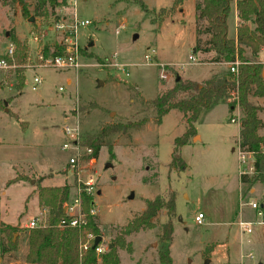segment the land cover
<instances>
[{"label": "rangeland", "instance_id": "1", "mask_svg": "<svg viewBox=\"0 0 264 264\" xmlns=\"http://www.w3.org/2000/svg\"><path fill=\"white\" fill-rule=\"evenodd\" d=\"M26 1L29 19L19 4L0 2V57L13 44L11 35L29 49L21 93L15 89L18 65L14 59L12 68L0 70V98L7 102L0 111V218L21 231L16 236L19 250L14 264H24L26 226L31 219L38 217L41 225L48 224L50 211L39 203V186L71 185L72 199L77 194V173L87 166L97 175L100 194L93 197L94 208L105 244L112 245L149 201L175 192L173 264H205L207 260L209 264H264L263 227L255 226L249 235L241 234L236 225L240 218H256L247 204L254 198L257 202L264 192L261 183L245 185L240 181V128L231 122L240 111L233 113L228 104L203 110L195 139L182 147L187 166L177 171L170 166L172 152L175 140L186 131V117L171 111L157 124L150 106L174 85L171 71L182 79L190 80V75L202 84L213 72L228 68L212 64V54L200 53L198 65L189 62L196 46L209 38L198 34L197 28L204 27L206 21L196 24V0H77L80 19L90 22L78 31L84 53L77 70L47 69L37 61L45 43L61 41L60 35L48 31L66 16L70 20L74 14L70 0L49 18L34 16L35 0ZM235 24L233 7L228 18L231 38L236 37ZM40 34L45 38L37 43L34 37ZM146 55L152 56L153 62L149 64ZM157 64L169 69L167 80L160 77L162 68ZM35 77L41 84L33 90ZM253 102L264 106L260 98ZM144 119L139 130L112 138L113 155L103 147L97 159L91 161V156L85 155L76 173L70 171L71 155L62 150L67 140L65 126L79 127L82 137L107 125ZM79 144L81 151L88 149L82 138ZM86 174L81 173L83 179ZM43 177L46 179L38 185ZM16 178L26 180L10 185ZM254 186L257 193L252 195L249 190ZM241 203L245 204L242 208ZM199 214L205 217L203 224L196 221ZM166 220L162 210L153 229L125 236L128 247L118 249L120 264H159V237Z\"/></svg>", "mask_w": 264, "mask_h": 264}, {"label": "trees", "instance_id": "2", "mask_svg": "<svg viewBox=\"0 0 264 264\" xmlns=\"http://www.w3.org/2000/svg\"><path fill=\"white\" fill-rule=\"evenodd\" d=\"M5 5L19 4L22 14L26 19L31 17L29 4L26 0H0ZM141 8L147 11L146 5L138 2ZM67 0H35L34 16L49 18L56 13L59 7H66ZM235 6L237 12L236 38L229 36L228 18ZM206 21V25L197 28L198 34L208 35L209 38L203 45H197L196 50L203 54H212L211 62L217 65L227 66L240 61L238 75L224 71L213 72L202 84L194 81L176 82L174 85L158 95L150 102L157 124H161L164 117L171 111H178L186 117V131L174 142L172 152L171 169L181 171L187 166L182 157V147L188 145L197 135L196 123L203 110L214 105L228 104L240 111V132L238 145L243 151L251 152L255 158L256 177L250 179L241 177V183L253 185L261 183L264 186V136L260 130L264 128V122L259 113L263 107L253 102L254 98H264V64L258 58L264 48V0H196V24ZM11 40L16 46L14 55L16 69L15 89L21 93L25 87V65L27 62L28 46L15 35ZM199 44H200V40ZM64 52L60 44L52 46L47 43L42 47L44 57L62 55ZM81 53L84 51L81 49ZM11 64L13 60L4 55ZM228 67V66H227ZM169 70V69H167ZM235 92L236 101L231 93ZM10 101V100H9ZM3 99L0 98V111L4 108ZM234 113V111H233ZM146 120L135 123H119L107 125L95 133H84L82 145L92 149L94 158H98L103 147L113 155L112 138L115 135L127 134L131 130H139ZM39 179V184L45 180ZM26 179L16 178L10 181V185ZM72 186H39V203L48 208L50 218L46 227L28 229V249L24 256L25 264H120L118 249H126L125 236H130L142 230L153 229L154 219L162 210L166 212L167 220L161 226L159 237V264H173L171 257V242L174 233V220L176 216V193L170 192L167 196H158L149 201L146 209L129 222L122 233L112 243V248L101 256H97L90 244L86 252H82L81 245L86 241L88 234L101 236L102 232L97 222L96 215H91L94 198L82 194V212L85 223L80 227H59L61 221L66 218L64 206L70 200ZM251 190V188H250ZM249 190V191H250ZM261 209L264 210V192L260 200ZM18 227H13L0 222V241L2 254L16 252L19 248V239L15 235L20 234Z\"/></svg>", "mask_w": 264, "mask_h": 264}, {"label": "built area", "instance_id": "3", "mask_svg": "<svg viewBox=\"0 0 264 264\" xmlns=\"http://www.w3.org/2000/svg\"><path fill=\"white\" fill-rule=\"evenodd\" d=\"M77 0H70V5L74 7V14L71 15L70 20H68L67 16L66 18L62 19L60 22H57L52 28L49 29V33L55 32L56 34L60 35L61 41L59 44L63 47L64 52L62 55L58 56H51V57H44L42 54V49L38 51L37 54V61L38 65L43 68L47 69H55V70H66V69H79L82 64L80 63L81 60V49L80 44L78 43V31L79 29L86 27L90 24L88 20L80 19L78 13H77ZM37 34V33H35ZM45 38V35L40 34V36H35L34 40L38 43L41 39ZM47 44V43H45ZM44 44V45H45ZM52 46L56 45V42L49 43ZM16 51V46L14 44H10L7 54L12 60L14 59ZM146 61L150 64L152 61V56L146 55L145 57ZM189 62L192 63V65H198V59L193 54L189 56ZM240 61L237 59L235 62L228 64L229 72L233 75H238ZM158 67L162 68L161 78L163 80H167V76L165 72L168 70L165 69L164 64H157ZM186 66H184L182 69H184ZM12 68V65L8 62L5 58H0V70H8ZM186 69V68H185ZM185 75L188 74V71L182 70ZM175 77V76H174ZM181 78V76L179 75ZM175 79V78H174ZM183 82H188L187 79H180ZM41 84V79L38 77L34 78V85L33 90H36L37 86ZM232 99L230 101H236L237 97L235 92L231 93ZM234 112H239L238 108H234ZM240 114H236L235 117L231 118L232 123H237L240 126L241 117ZM63 133L66 140V143L63 144L62 150L65 152H69V155H71L68 159V165H70V171L74 174L76 173V168L79 166L78 163L80 160L84 158L85 155L91 156L92 160L95 159L93 156L92 149H86L84 151L82 150V147L79 144V141L81 139V135L79 132V127L77 128H70L69 126H65L63 128ZM238 157H239V166H238V172L239 176L241 177H248L250 179H253L256 177V169H255V158L254 154L251 152L243 151L239 145H238ZM264 152V148H263ZM88 168L80 170V173H77V182L78 186L75 189L77 194L74 195L72 199L69 200L67 204H65L66 209V218L63 219L59 225V227H73L77 228L80 227L82 224L85 223V216L82 212V194H85L86 196L94 197L98 191L96 188L97 184V175L92 172V167L87 166ZM81 173H87L86 178L83 179ZM243 198V196H242ZM245 204L241 203V208ZM93 209L91 210V215H96V211L94 208V204L92 205ZM248 207H250L253 211L256 212L258 220L254 221H247L240 218V220L237 222V227L242 234H252L254 231L255 226H264V210L261 209L260 206V200L255 201L251 200L248 204ZM50 218V213L48 215V221ZM205 217L203 214H199L196 217V221L199 224H203ZM47 221V223H48ZM41 220L38 217H34L31 219L30 223L26 226L27 229H35V228H41L46 227V225L40 224ZM98 236H95L93 234H88L86 241L81 245L82 252L88 251L90 248V244L93 245V249L95 250L96 255L99 257L102 254L106 253L109 250V244H105L104 238L102 237L101 242L94 247L95 240ZM95 264H100L99 261Z\"/></svg>", "mask_w": 264, "mask_h": 264}, {"label": "crops", "instance_id": "4", "mask_svg": "<svg viewBox=\"0 0 264 264\" xmlns=\"http://www.w3.org/2000/svg\"><path fill=\"white\" fill-rule=\"evenodd\" d=\"M234 9H235V19H236V24H235V26H236V29H237V12H236V8H235V6H234ZM236 38V37H235ZM203 54L201 51H197L196 50V48H195V50H194V55L197 57V59H198V55L199 54ZM261 56H260V60H259V62H263V60H264V48L262 49V51H261ZM200 61V60H199ZM212 64H214V63H212ZM214 65H217V64H214ZM189 79L191 80V81H193V80H195L196 81V79L195 78H193V80H192V78H191V76L189 75ZM189 80V81H190ZM261 100H264V98H260ZM259 106H261V107H263L264 108V106H262V105H259ZM232 111V110H231ZM233 112V111H232ZM263 115H264V110L262 111V112H260L259 113V117H260V119L264 122V117H263ZM240 132V131H239ZM260 134L262 135V136H264V128H262L261 130H260ZM238 141H239V138H238ZM237 144H238V142H237ZM256 186V185H255ZM255 186H254V188H251V190H250V194H252V195H255L257 192H256V188H255ZM262 195H263V193L258 197V198H260L259 200H261V197H262ZM257 198V199H258ZM251 200H256L255 198L254 199H251ZM259 200H257V201H259ZM255 212V211H254ZM242 215H243V217L245 218L246 216H245V212H244V209H243V212H242ZM255 216H256V218L255 219H251V218H248V217H246L245 218V220H247V221H250V220H258V217H257V214H256V212H255ZM1 217V216H0ZM33 219V218H32ZM0 222L1 223H4V224H6L5 222H3L2 220H1V218H0ZM7 225H9V224H7ZM10 226H12V225H10ZM13 227H15V226H13ZM262 227V226H261ZM242 234V233H241ZM263 234H264V226H263ZM249 235H251V234H249ZM1 237V236H0ZM1 240V239H0ZM27 249H28V244H27V239L25 240V254H26V252H27ZM18 250H19V248H18ZM18 250L16 251V252H12V253H8V254H2V252H1V241H0V264H14V261H16L17 260V258L15 257V255L14 254H17L18 253ZM207 261H209L208 262V264L211 262L210 260H207ZM25 264V263H24Z\"/></svg>", "mask_w": 264, "mask_h": 264}, {"label": "water", "instance_id": "5", "mask_svg": "<svg viewBox=\"0 0 264 264\" xmlns=\"http://www.w3.org/2000/svg\"><path fill=\"white\" fill-rule=\"evenodd\" d=\"M30 21L31 22H34V18L32 17L31 19H30ZM264 75V74H263ZM180 77L178 76L177 78H176V82H178V81H180ZM4 105L6 106L7 105V102H4ZM231 110L232 111H234V107H231ZM6 112H8V109H6ZM195 139V138H194ZM106 166H111V164H108V165H106ZM98 194H100V192L98 193ZM64 214L66 213V209H64ZM15 236H17V235H15ZM101 240H102V236H98L97 238H96V240H95V243H94V247H96L100 242H101ZM112 248V245H109V250ZM208 262L209 261H206V263L205 264H208Z\"/></svg>", "mask_w": 264, "mask_h": 264}]
</instances>
